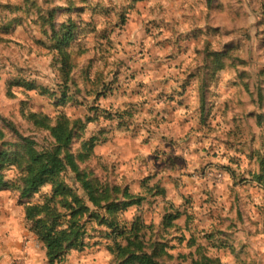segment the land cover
<instances>
[{
  "label": "clouds",
  "instance_id": "1",
  "mask_svg": "<svg viewBox=\"0 0 264 264\" xmlns=\"http://www.w3.org/2000/svg\"><path fill=\"white\" fill-rule=\"evenodd\" d=\"M132 4L133 0H0V107L10 106L8 111L15 112V116L10 115L9 118L14 120L24 136L36 139L40 145L38 150L42 153H54L59 141L51 130H46L43 137L34 135L36 121L31 116H47L50 129L59 127L66 117L71 132L73 163L77 170L81 174L87 172L90 180L95 174L106 179L113 188L127 187L132 196L145 197L143 207L147 208L151 203L152 209L146 223L152 224L154 221L157 233L165 212L193 211L186 204L185 195L192 193L198 201L207 199L204 192L210 186L214 192L218 191L220 204L196 206L197 223L207 232L221 228V225L223 231L231 230L236 253L230 249L217 252L215 248H209L206 255L221 256L225 264H264V182L254 178L259 175V166L248 158L249 153L255 150L264 153V124L259 120L264 117V102L260 99L261 91H264V83L260 81H264V77L258 72L264 67V48L259 47L257 39V33H264V0H147L143 19L133 11ZM161 7L164 9L162 14ZM151 9H155L157 14L153 15L149 11ZM125 14L136 20L133 30L125 33L124 48L127 52L113 51L111 56L97 58L89 81L83 71L86 62L102 55L95 50L99 44L107 45L106 40H100L101 35L121 32L120 21ZM209 16L217 22L214 26L221 28L220 34L215 37L211 36L207 27ZM165 18L171 27L163 23L159 27L153 26L148 47H153L157 38L183 39L187 54L180 61L172 62L171 66L165 62L166 70L161 73L152 56L145 58L138 54L141 52L146 21ZM72 25H75L73 40L65 50L75 53L83 49L84 55L73 57L74 63L68 74L69 99L65 102V73L57 48V37L63 40L65 30ZM193 28L200 31L193 33ZM186 33H192V36L181 35ZM210 39L211 49L216 52L227 51L224 45L240 41L241 47L235 55L248 61L247 66L237 64L236 67L226 68L216 74V80L208 81L204 91L203 117L212 125V130L201 125L200 81H193L187 86V91L184 90V73L195 71L204 64L203 54L197 55L196 49L203 51ZM37 41L49 47H40ZM156 51L159 61H164V52L160 49ZM37 53H43V56L37 58ZM121 59L128 60V64H121ZM37 68L38 73L30 71ZM244 71L253 77L251 93L240 83V73ZM134 72L135 79L132 78ZM98 77L112 81L107 89L103 83L98 86L102 93L99 97L94 89ZM19 80H26L29 84L35 82L37 86L29 89L27 85L18 83ZM158 81L166 82L158 85ZM140 84L143 87H139ZM154 86L165 92L166 96H172L173 100H158ZM133 88L137 90L135 96L131 93ZM145 100L148 101L147 105L143 103ZM225 102L231 103L227 115L219 110ZM212 105H216L212 111L214 119L209 120ZM21 107H25L28 116L20 115ZM127 112L133 113L132 133L120 127L122 116L124 121L129 119L123 115ZM77 120L84 122L89 138L95 136L102 141V133H111L117 143L110 140L90 158V163H81L79 156L84 149L77 139ZM0 131L5 133L6 140L12 145L0 151H18L25 160L23 165L9 163L0 168V176L5 182L23 188L30 177V158L22 147L17 148L16 145L22 146L24 142L3 123H0ZM237 137L246 145L243 151L238 150L240 143ZM229 139L234 146L222 143ZM129 141L134 147L123 155L124 146ZM122 159H127L128 164L117 175L108 178L102 165L105 162L118 163ZM61 162L64 171L60 172V176L66 183L67 177L72 178L74 190L83 197L89 212L107 215L87 196L77 171L72 170L67 159L62 158ZM43 163L46 164L47 160ZM153 175H156V179L150 183L154 186L158 181H163L169 189L167 195L153 198L149 194L142 181L144 177ZM55 187L51 180L43 178L38 191L34 193L33 202L43 206L53 195ZM234 187L240 196V203L236 207L242 211L243 220L237 221V229H230L236 215L233 210L236 203L232 191ZM18 196L19 193H16L5 207L11 209ZM111 197L117 199L115 191ZM118 199L124 200L123 192ZM100 203L103 205L106 201ZM211 207L218 209L214 218L207 215ZM60 211L68 213L66 208ZM13 215L17 214L14 212ZM137 217H143V213L140 207L133 204L127 211L119 213L118 222L131 231ZM220 217L224 220L221 221ZM40 218H44L43 214ZM252 221L258 222L261 234H256L257 227ZM88 231L90 235L83 238L86 242L84 250L81 251L75 244L72 247L65 244V256L57 258L55 264H62V261L64 264H120V253L114 240L101 236V233L107 234L113 230L99 226L93 231V226H90ZM25 232L24 226L17 220L14 226H10V235L0 234V264H13L16 260L22 264H48V247H36L32 234L25 235ZM56 232L70 233L71 226L64 222ZM169 232L172 236L177 234L175 229ZM184 234L191 236V233ZM148 235L152 238L151 232ZM154 238L159 240L160 237L157 235ZM217 238L227 239L224 236ZM171 242L176 244L175 240ZM198 242L208 247L207 241ZM25 243L27 247L22 250L19 245ZM186 245L187 241L184 247L176 244L175 251L166 248L164 255L156 257L157 264H192L193 257L188 254L195 253L196 249ZM242 245H248L244 252H241ZM180 253H184L187 259L180 260ZM169 255L172 259L168 258ZM195 259L199 260L200 256Z\"/></svg>",
  "mask_w": 264,
  "mask_h": 264
},
{
  "label": "rangeland",
  "instance_id": "2",
  "mask_svg": "<svg viewBox=\"0 0 264 264\" xmlns=\"http://www.w3.org/2000/svg\"><path fill=\"white\" fill-rule=\"evenodd\" d=\"M146 2L147 0H133L132 9L134 12H136L142 19L144 18V11L146 8ZM175 2V0H174ZM222 7V5H221ZM152 12L153 15H156L155 9L149 10ZM161 14L164 12V9L161 7ZM209 24L207 25L209 33L212 37H215L220 34L221 28L219 26H214L216 24V21H213L212 17L209 16ZM136 23L135 18H130L127 14L123 15L121 17L120 24L122 25V29L120 33H104L100 36V40L107 41V45L99 44L95 50H98L102 55L99 57H93V59L86 62L83 71L86 74V78L91 81L92 73H93V65L95 63V60L97 58L103 59L105 55L111 56L113 54V51L119 52L121 50L127 52V49L124 48V39H125V33H130L133 30V25ZM163 23L165 25H168V20L165 18L163 20L161 19H155V20H147L146 21V31L144 34V37L141 39V52L138 54L140 56H144L145 58L147 56H152L153 60L157 61V69L159 72L164 73L165 72V62H167L168 66H171V63L174 61H180L183 56L187 54L186 52V45L181 40H171V39H159L157 38V43L153 45V47H148V38L153 36V26L159 27V25ZM178 23V22H176ZM171 27V25H168ZM63 27V26H62ZM75 25H72L71 27L67 28L65 30L64 39L60 40L59 37H57V48L59 50V56L61 58V62L65 63L64 65V73H65V86H64V93L65 94V102L69 99V86H68V74L71 71V68L73 66V57H80L84 55V50L80 49L79 51L72 53L65 50V47L70 45L73 40V29ZM199 28H193L192 32H199ZM163 36V33L160 34ZM182 36H192V33H186L181 34ZM247 39H252V37H247ZM257 39L259 41V47L264 48V33H257ZM37 43L40 45V47L48 48L49 46L44 44L42 41H37ZM211 43L212 40L210 39L206 45V48L202 51L201 49H196V54L200 55L203 54L204 56V64L202 66H199L196 68L195 71H189L184 73L185 75V86L184 90L187 91V86L191 85V83L195 80L200 81L201 86V125L208 127L209 130H212V125L204 119L203 117V110H204V91L208 85V81L216 80V74L226 68L229 67H236L237 64L247 66L248 61L240 59L238 56L235 55L237 51H239L241 47L240 41H233L230 42L228 45H224L223 48L227 49V51H213L211 49ZM117 45L120 47L118 48ZM156 49H160L164 52V61H159L158 54ZM50 50V49H49ZM34 51V50H33ZM31 54V53H30ZM37 58L42 57L43 53H37ZM129 59H132L129 57ZM229 61L231 63H229ZM78 62V59L77 61ZM121 64H128V60L121 59ZM129 68L131 69V65L129 64ZM30 71L39 72V69H30ZM136 71H139L137 69ZM259 75L264 77V67H261L259 70ZM133 79H135V72L133 74ZM252 74L244 71L240 73V83L242 87L249 91L251 93L252 91ZM166 81H158L157 84L165 83ZM18 83L27 85L29 89H32L36 87V83L33 82L29 84L26 80H19ZM103 83V87L107 89L109 85L112 83L110 80H104L102 77H98L97 80L94 83V89L97 91V96L101 95L102 93L99 92L98 86ZM260 83H264V81H260ZM139 87H143L142 84L138 85ZM236 86V85H234ZM156 88V91L158 92L157 99L158 100H164L165 98L167 101H172V96H166V93L163 91H159V88L154 86ZM131 93L133 96L137 94V90L135 88L131 89ZM79 94V93H77ZM91 92H89V95ZM127 94V93H125ZM9 96H11V92L8 93ZM260 99L262 102H264V91H261ZM79 103V102H78ZM144 105L148 104V101L145 100ZM10 106H3L0 107V123H3L8 128H11L15 131L16 135L20 134L21 136H24L22 132L17 128L16 123L13 119H10L9 116H15V112H9L8 108ZM216 108V105H212V107L209 109V120L214 119L212 116V111ZM231 108V103L225 102L223 105L220 106V111L223 112L225 115H227L228 110ZM133 110H135V105H133ZM172 111H175L172 109ZM20 115L22 116H28V113L25 110V107H21L19 109ZM123 115H126L129 117L128 120L124 121L123 116L122 119V125L120 127L125 128L129 133H132L134 131L133 128V113L127 112ZM48 119L47 116H44ZM32 119V118H31ZM32 120H39V118H34ZM261 124H264V117L259 118ZM91 122V121H89ZM49 123V122H48ZM186 123V122H183ZM76 126L79 128V135L77 137L78 140L82 142V147L84 149V153H81L79 156V159L81 163H90V158L95 155L98 151L102 150V148L109 143V141H113V143H117V140L115 137L112 136L111 133H102V141L98 140L93 136L92 138H89L86 132V125L83 121L77 120L75 122ZM251 126V125H250ZM45 129L39 127L36 125V128L33 130L34 135L38 137H43L45 133ZM2 136L0 137V149H5L8 147H11L8 143V141L5 138V133L1 131ZM26 137V136H24ZM32 139V138H31ZM36 143V139H33ZM237 141L240 143L239 151H243V149L246 147L245 143L243 141L239 140V137H237ZM222 143L228 144L230 146L233 145V141L231 139L222 141ZM17 148H20V145H16ZM40 145L37 144V148L39 149ZM134 145L129 141L128 144L124 146V153L123 155H126L127 151L132 149ZM67 151V155H66ZM5 155L8 160L5 162V166L9 163H14V157L18 153V151L15 152H7L4 151ZM63 158H66L68 163L72 165V170L77 171V177L81 180L85 193L87 196L95 202L98 201V206L103 207L104 205H107L109 203H115L117 205L116 209L112 212V215L109 217L108 213L105 215V217L108 219V221H115L113 223L114 227H116L117 230H128L126 226H122L118 222L119 213L122 211H127L128 208L132 207L133 204L140 207L143 217H137L135 223L132 226V229L138 230L139 235L141 236V239L143 240V243L145 246H149L147 250L155 251L158 253V256L164 255V250L171 249L172 251H175L176 244L180 245V247L185 246V241H187V247L188 248H195V253H189V256H192V264H225V259L221 256H209L206 255L209 248H215L217 252H224L226 250H231L233 253H236V242L234 238V233L229 231H223L222 225L221 228H215L212 232L204 231L202 228L199 227V224L197 223V216L195 215V207L200 206L203 207L205 204L208 205H219L220 199L218 198V191L214 192L212 188L209 186L206 191L204 192V196L207 197V199L201 198V200H197L196 196L192 193H188L185 195V202L186 204L193 209V211L189 212L187 210L181 212L177 210L176 212H165L163 215L161 225H160V231L157 233L155 231L156 224L153 221L152 224L146 223V218L151 213V203H149V206L147 208L143 207L145 203V197H134L130 194L127 187L121 189L119 186L113 188L111 185L107 183L106 179H102L100 176L93 175V177L89 178V175L87 172H84L81 174L77 170L76 164L73 163V155L71 150V141L70 143L64 148L63 150ZM250 161H255L259 166V175L255 176V179H258L260 182H264V153H261L259 150H255L249 153L248 156ZM234 163L239 164L240 162L238 160H233ZM128 164L127 159H122L118 163H109L105 162L102 165L104 173L107 174L108 178H111L113 175H117L120 171H122L123 167ZM4 166V167H5ZM233 171V175L235 176V171ZM158 175V174H157ZM61 179L65 182V179L61 177ZM68 182L67 185L71 186L73 189L75 187L72 178L69 176L67 177ZM156 179V175L153 176H146L144 177L142 184L148 189V192L153 198L157 195L165 196L167 195L169 189L167 185L163 181H158L154 186L150 183L151 180ZM239 183V181H237ZM115 191L117 195V199L113 200L111 197V193ZM233 193L235 194L236 203L233 205V210L235 211L236 215L235 218L232 219L230 224V229H237L238 224L237 221L243 220V213L241 210H239L236 205L240 203V196L238 193H236L235 187L233 188ZM77 192V191H76ZM123 192L124 200H119L118 197ZM16 193H19L17 190H0V223L6 222L5 220L9 216V227L6 228V233H4L5 236L10 235V226H14L15 222L19 220L20 224H22L26 230L25 235L32 234V241L33 244L36 245V247H40L42 244L38 243L35 235L32 231L29 230V226L26 224L24 220V208L25 205L29 204H38L34 203L35 195L32 194L29 197L22 198L20 196L16 197V203L15 205L10 209L8 207H5L8 200L12 199ZM78 193V192H77ZM80 195V194H79ZM138 199V200H137ZM136 203L128 204L130 201H136ZM101 201H106L105 204H101ZM126 203V204H125ZM106 211V209H103ZM218 209L216 207H211L207 210V215L209 218H214L217 214ZM264 211V210H262ZM16 213L17 215L14 216L13 213ZM186 217V219H184ZM2 219V220H1ZM221 221L224 220L223 217H220ZM249 219H251L249 217ZM179 222V223H178ZM202 222V221H201ZM252 223L257 227V235L261 234V230L259 229V224L256 221H252ZM93 226V231H95L96 227L99 226H107V225H99L96 224L93 225V223L90 225ZM87 227L86 234L87 236L89 234V227ZM111 228L112 230L114 229ZM146 229V231H145ZM170 229H175V232L177 233L175 236H172L169 232ZM152 233V238L149 237L148 233ZM184 233H191V236L185 235ZM251 234V233H250ZM159 235V240L155 239ZM101 236L104 237L103 233H101ZM218 236H224L227 237V239L220 240L217 237ZM105 238V237H104ZM110 239L111 238H106ZM175 240L176 244H173L171 241ZM203 240L207 241L208 247L205 246L204 243H200L198 241ZM83 243L86 242L83 239ZM22 250L27 247V244H21L19 246ZM86 247V246H85ZM84 247V248H85ZM248 245H242L241 246V252H244ZM84 248L81 250L83 251ZM27 254V253H26ZM9 255H15L14 253H9ZM196 256H200V259H195ZM169 259H172V257L169 255ZM180 260H186L187 257L184 253H180L179 257ZM2 260V258H0ZM18 264H22L21 261L18 262ZM64 264V262H62Z\"/></svg>",
  "mask_w": 264,
  "mask_h": 264
},
{
  "label": "trees",
  "instance_id": "3",
  "mask_svg": "<svg viewBox=\"0 0 264 264\" xmlns=\"http://www.w3.org/2000/svg\"><path fill=\"white\" fill-rule=\"evenodd\" d=\"M31 118H39L38 121L36 120V125L45 130H51L59 144L56 146L54 153H42L38 150L37 143L33 139L18 134L17 136L24 142L22 146L20 145V148L22 147L24 153L30 158V177L25 181V187L21 188L18 185L5 182L3 177L0 176V190H17L20 196L25 198L38 191L45 177L55 184L53 195L47 199L43 206L29 204L25 205L24 208V220L29 226V230L33 232L38 243L48 247V264H55L57 258L65 256V244L68 247H72L75 244L80 250L86 246L83 243V238L87 236V227L93 222L113 228L115 224L113 222L115 221L110 222L99 213L89 212L83 197L61 179L60 172L64 171V166L61 162L62 153L71 141L67 118L65 117V122L55 129H50L46 117L41 118L33 114ZM1 136L2 133L0 131ZM6 160L8 159L5 152L0 151V168L5 166ZM44 160H47L46 164L43 163ZM14 163L21 165L25 163L24 157L20 152L15 155ZM137 200L130 201L128 204L136 203ZM94 203L98 204V201L96 200ZM116 207L115 203H109L101 208L106 209V213L110 217ZM61 208L68 209V213L61 212ZM41 214L44 216L43 219L40 218ZM86 214L87 218H85ZM64 222L70 224L71 232L57 233L56 229ZM103 235L105 238L114 240L115 247L120 253V264H157L156 257L158 253L147 250L149 246H145L138 230L119 231L114 227L111 233H103ZM122 242H126V244Z\"/></svg>",
  "mask_w": 264,
  "mask_h": 264
},
{
  "label": "crops",
  "instance_id": "4",
  "mask_svg": "<svg viewBox=\"0 0 264 264\" xmlns=\"http://www.w3.org/2000/svg\"><path fill=\"white\" fill-rule=\"evenodd\" d=\"M2 220V219H1ZM8 220H9V216H8V218L5 220L6 222H4V223H0V234H3L4 235V233H6V228L5 227H9V223H8ZM20 246V245H19Z\"/></svg>",
  "mask_w": 264,
  "mask_h": 264
},
{
  "label": "built area",
  "instance_id": "5",
  "mask_svg": "<svg viewBox=\"0 0 264 264\" xmlns=\"http://www.w3.org/2000/svg\"><path fill=\"white\" fill-rule=\"evenodd\" d=\"M18 262H19V260H16V261L13 262V264H18Z\"/></svg>",
  "mask_w": 264,
  "mask_h": 264
}]
</instances>
